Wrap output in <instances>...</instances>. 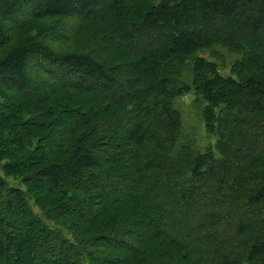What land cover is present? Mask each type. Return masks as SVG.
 <instances>
[{"label": "trees", "instance_id": "1", "mask_svg": "<svg viewBox=\"0 0 264 264\" xmlns=\"http://www.w3.org/2000/svg\"><path fill=\"white\" fill-rule=\"evenodd\" d=\"M70 42L75 50H60ZM216 45L244 58L235 76L194 60L215 150L174 152L173 99L189 87L174 90L167 62ZM7 48L0 162L26 191L0 175V264H119V248L137 253L149 235L174 254L140 264H264V0H0ZM53 89L92 104L44 140L61 121ZM118 202L133 205L144 229L108 216Z\"/></svg>", "mask_w": 264, "mask_h": 264}, {"label": "rangeland", "instance_id": "2", "mask_svg": "<svg viewBox=\"0 0 264 264\" xmlns=\"http://www.w3.org/2000/svg\"><path fill=\"white\" fill-rule=\"evenodd\" d=\"M50 22H41L39 26H44L50 24ZM35 26H32L28 30L27 36L30 37ZM24 35L19 36L15 39L13 46L18 44L24 39ZM77 48L76 42L64 43L60 45L61 51H73ZM115 49V50H114ZM7 49L0 50V58L3 57ZM169 50L166 45L162 46V51ZM114 52L117 53V46L113 48ZM111 51V52H112ZM197 58H204L207 61H211L217 64L219 71L224 76H235L233 74L234 65L241 61L244 58V53H233L230 52L223 45H216L211 49H204L197 52L194 56L183 58L182 60H173L169 59L167 62V73L171 79L172 86L175 91L181 87H189L183 95L176 96L173 99V107L177 110L182 118V129L179 138L177 139L174 147V152L180 151L182 148L187 147V149L195 153H204L207 150L213 148L215 150L218 135L210 134L207 131L203 112L206 106V103L202 100L201 97L196 96L194 89L195 81V72L193 68L194 60ZM120 60V58H117ZM54 98L52 104L54 107V112L60 118V123L56 124L55 127L48 130H42L44 140L50 139L53 137L54 131L57 130L60 126L65 125L70 119H73L74 111H81L88 113V110L92 104L91 98L86 94H80L74 101L68 102L63 93L59 89H53ZM16 104L20 109H25L30 107L28 102L22 100H16ZM48 106V105H47ZM39 107V106H37ZM40 110H45L44 106L39 108ZM45 112V111H44ZM11 116V111L8 109H0V122L6 124V120ZM49 121H45L48 124ZM14 125V124H13ZM15 129L19 130L21 127L15 125ZM54 128V129H53ZM10 132V130H8ZM40 132V131H39ZM36 147V143H33V148ZM4 162H0V175H2L7 181L9 187L26 191V186L23 183V179L18 176H7L3 172ZM123 171V170H122ZM33 211L40 216L42 219V212L34 205L33 201H30ZM133 205L128 206L126 202L116 203L115 208L108 214V216L116 214V217L119 216L120 221L124 222L133 233H137L144 229V219L135 218L134 216ZM118 215V216H117ZM48 225L52 226L49 221H45ZM94 229V228H93ZM27 237V235H26ZM18 240H23V236H17ZM28 238V237H27ZM128 241V240H126ZM130 243V241H128ZM137 247L139 252H132L126 247L119 248L118 254L116 253V259L119 261V264H140L142 256L146 257L148 255H159L160 250L164 256H170L174 251L172 247L168 244V241H155L150 235L137 241ZM174 254V253H173Z\"/></svg>", "mask_w": 264, "mask_h": 264}]
</instances>
